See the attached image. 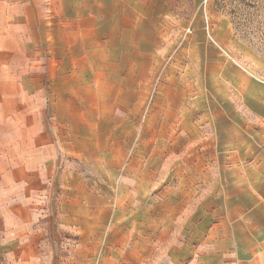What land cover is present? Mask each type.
I'll return each mask as SVG.
<instances>
[{"label": "crops", "instance_id": "0c3cea01", "mask_svg": "<svg viewBox=\"0 0 264 264\" xmlns=\"http://www.w3.org/2000/svg\"><path fill=\"white\" fill-rule=\"evenodd\" d=\"M99 10V0H0V264H264L263 143L243 140L226 126L213 125L202 141L194 135L207 130H193L184 167L192 176L201 171L209 191L202 209L184 214L172 201L147 206L137 192L157 162L127 163L128 146L123 159L111 156L108 142L96 139L100 131H75L70 144L55 141L65 133L48 122L56 105L64 120L83 121L77 107L83 80L76 75L82 70L63 60L47 89L41 82L52 65L40 58L51 54V37L59 34L62 57H103V68L113 72L108 58L122 33ZM118 69L131 72L130 65ZM55 86L57 99L48 91ZM124 97L118 93L105 119H131L129 108L115 111L128 106ZM104 153L114 176L64 168L66 155L99 167ZM135 164L140 171L132 176Z\"/></svg>", "mask_w": 264, "mask_h": 264}, {"label": "rangeland", "instance_id": "374dc122", "mask_svg": "<svg viewBox=\"0 0 264 264\" xmlns=\"http://www.w3.org/2000/svg\"><path fill=\"white\" fill-rule=\"evenodd\" d=\"M47 1L54 5L60 0ZM99 3L103 9L99 14L102 12L105 20L112 16L116 34L122 33L123 40L114 43L116 55L108 58L116 66L113 72L103 68V57H62L65 43L59 40V34L51 37V54L40 58L52 65L51 73L41 82L47 89L50 81H57V67L63 60L82 70L76 75L83 80V89L78 90L83 105H77L83 109V121L79 124L64 120L61 105H56V115L48 122L65 133L55 141L61 145L73 143L70 135L75 131L86 134L94 130L102 135L109 131L108 136L96 139L103 146L108 142L111 156L123 159V147L128 146L127 163L157 162L145 190L137 191L147 206L154 201H172L184 214L186 210H200L209 185H205L201 171L192 176L184 167L190 144L187 136L197 128L201 132L207 130L194 135L202 141L211 134L213 125H220L231 127L243 140L264 144V0ZM51 15L54 16L53 10ZM127 65L130 73L118 69ZM120 85L125 90L117 89ZM48 91L56 99L60 95L56 86ZM119 92L129 104L117 105L115 111L122 113V108H129L131 119L107 120ZM63 160L64 168L71 172L98 179L106 178V174L114 176L112 170L106 169L107 153L97 158L104 168L73 155H66ZM136 164L131 169L132 176L140 171ZM174 195H178V200ZM166 250L163 248L164 255Z\"/></svg>", "mask_w": 264, "mask_h": 264}]
</instances>
